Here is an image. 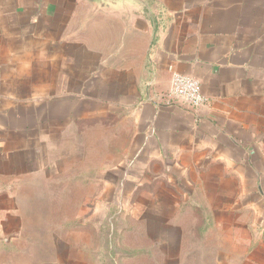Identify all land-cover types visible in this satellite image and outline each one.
Wrapping results in <instances>:
<instances>
[{
    "label": "crops",
    "instance_id": "crops-1",
    "mask_svg": "<svg viewBox=\"0 0 264 264\" xmlns=\"http://www.w3.org/2000/svg\"><path fill=\"white\" fill-rule=\"evenodd\" d=\"M144 1L142 12L117 16L86 0H0V224L21 183L46 172L49 155L68 153L55 142L67 143L75 125L86 136L93 119L95 134L108 127L109 143L125 145L111 173L187 193L174 201L230 232L237 244L224 247L245 248L246 263H257L264 0ZM173 73L199 80L207 104L173 99Z\"/></svg>",
    "mask_w": 264,
    "mask_h": 264
},
{
    "label": "rangeland",
    "instance_id": "rangeland-1",
    "mask_svg": "<svg viewBox=\"0 0 264 264\" xmlns=\"http://www.w3.org/2000/svg\"><path fill=\"white\" fill-rule=\"evenodd\" d=\"M94 124L86 120L80 138L72 127L69 141L54 145L68 153L49 155V169L21 183L0 224V264H249L245 248L224 247L237 244L224 238L230 232L174 201L187 193L111 173L125 145L109 143L108 127L95 134Z\"/></svg>",
    "mask_w": 264,
    "mask_h": 264
},
{
    "label": "built area",
    "instance_id": "built-area-1",
    "mask_svg": "<svg viewBox=\"0 0 264 264\" xmlns=\"http://www.w3.org/2000/svg\"><path fill=\"white\" fill-rule=\"evenodd\" d=\"M170 96L192 108H200L207 104L200 81L179 73L172 75Z\"/></svg>",
    "mask_w": 264,
    "mask_h": 264
},
{
    "label": "water",
    "instance_id": "water-1",
    "mask_svg": "<svg viewBox=\"0 0 264 264\" xmlns=\"http://www.w3.org/2000/svg\"><path fill=\"white\" fill-rule=\"evenodd\" d=\"M94 13L127 16L142 12L147 3L144 0H86Z\"/></svg>",
    "mask_w": 264,
    "mask_h": 264
}]
</instances>
